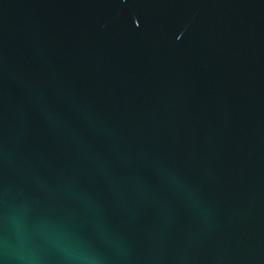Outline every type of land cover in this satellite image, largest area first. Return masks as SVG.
Returning <instances> with one entry per match:
<instances>
[{
    "label": "water",
    "instance_id": "1",
    "mask_svg": "<svg viewBox=\"0 0 264 264\" xmlns=\"http://www.w3.org/2000/svg\"><path fill=\"white\" fill-rule=\"evenodd\" d=\"M0 264H264V0H0Z\"/></svg>",
    "mask_w": 264,
    "mask_h": 264
}]
</instances>
